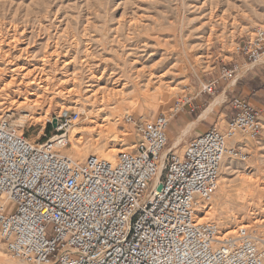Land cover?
<instances>
[{
	"label": "built area",
	"instance_id": "2783aa9c",
	"mask_svg": "<svg viewBox=\"0 0 264 264\" xmlns=\"http://www.w3.org/2000/svg\"><path fill=\"white\" fill-rule=\"evenodd\" d=\"M236 52L258 63L264 27ZM244 64L223 65L200 81L195 95L178 97L151 119L124 115L137 139L113 161L62 153L78 112L59 115L41 141L0 112V240L6 251L17 264H264V228L257 236L254 228L235 226L220 238L219 223L197 219L217 190L223 160L244 159L241 140L260 133V111L233 96L223 126L190 137L180 152L166 150L173 116L196 112L197 97L213 95Z\"/></svg>",
	"mask_w": 264,
	"mask_h": 264
},
{
	"label": "rangeland",
	"instance_id": "374dc122",
	"mask_svg": "<svg viewBox=\"0 0 264 264\" xmlns=\"http://www.w3.org/2000/svg\"><path fill=\"white\" fill-rule=\"evenodd\" d=\"M257 27H264V0H0V101L7 97L2 79L10 80L12 68L24 66L20 74L29 69L48 88L42 91L34 86L42 102L32 107L33 117L20 128L16 121L21 110L10 115L2 110L6 104H0V112L36 141L53 133L52 123L59 115L78 112L62 153H74V134L87 126L91 135L81 147L86 154L72 158L82 160L94 153L113 159L104 156L107 140L98 132L111 127L118 136L108 139L109 143L131 149L137 136L124 115L151 119L166 112L178 97L195 95L200 81L215 76L223 65L236 63L238 43ZM242 58L238 53V64H251ZM8 60L14 63L7 64ZM260 64L264 65V56L254 68ZM218 90L198 96L196 112L173 116L166 150L181 151L195 120ZM255 107L262 120L260 133L241 140L244 159H225L210 200L217 205L220 185H230L229 201L208 218L219 223L222 232L233 231L241 223L254 228L257 236L263 232L264 222L254 221L264 218V107ZM227 109H214L212 125L226 123ZM219 110L226 116L218 117ZM39 115L41 119H34ZM95 139L98 147L91 144ZM15 260L0 240V264H17Z\"/></svg>",
	"mask_w": 264,
	"mask_h": 264
},
{
	"label": "bare ground",
	"instance_id": "6f19581e",
	"mask_svg": "<svg viewBox=\"0 0 264 264\" xmlns=\"http://www.w3.org/2000/svg\"><path fill=\"white\" fill-rule=\"evenodd\" d=\"M12 37L15 38V36H12ZM10 40H11V38H10ZM13 41H15V39ZM8 44H6V45L8 46ZM9 46L12 47L13 45H9ZM5 51H3V52H5ZM3 52L1 51V54ZM3 55H4V53H3ZM8 55H10V54H8ZM12 62L13 61L8 60L6 63L7 64H11ZM22 67H24V66H22ZM22 67H18V68L16 67V68L10 69V72H11L10 80H8L7 78L2 79V84H3L2 85V89H3V91L7 92V93L5 92L7 97H6L5 100L1 99L2 101H0V104H6L3 107L2 110H4V112L10 113V115H12V112L14 110H21L22 111L21 113H23V114L20 116L19 120L16 121V125L19 128L23 125V122H24L25 119H27L28 117L32 116V114H31L32 107L34 105H38V104H40L42 102V95H40L38 92H36L34 90V86H38L39 89H41L42 91H46V89H48L47 86L41 80V78H39V77L36 78V77L32 76L33 74H32L31 70L28 69L26 72H22L20 74V70H23ZM5 68H4V70H5ZM0 73H2L1 70H0ZM13 88H17V89L15 91H13ZM59 92H60V90H59ZM37 112H38V110H37ZM40 117H41L40 115L39 116H34V119H39ZM19 128H17V129L19 130ZM88 128L89 127H87V126H82V127H79L78 130H76V132L74 134V138L72 140V144H71V148H72V150H74V153L70 155L71 158H72V155H75V156H77L80 159L86 154V150L81 149V147H82L83 143L85 142L84 139L91 135V133H90L91 131L89 130L90 128L89 129ZM92 130H95V129H92ZM98 133H101V137L107 140V143H105L103 145L104 146V152L103 151L102 152L104 153V156L105 155L106 156H110V157L114 156V158H115L117 153L122 151V150H121V148H119L120 145L118 147L115 144L109 143L108 139H110L111 137H117L118 135L114 132V130L111 127L103 128ZM97 135H99V134H97ZM123 135H125V134H123ZM91 144L96 146V147H98L99 146V140L95 139L94 141L91 142ZM165 152H166V150L164 151V154H165ZM89 155H96V154L90 153L87 156H89ZM96 156H98V155H96ZM98 157H100V156H98ZM102 158H105V157H102ZM114 158L113 159H108V160L113 161ZM105 159H107V158H105ZM225 159L223 160L221 167L223 165H225L224 164ZM75 160H78V159H75ZM220 170H221V168H220ZM155 181H157V178L155 179ZM219 182H220V176H219ZM230 192H231L230 191V185L226 184V185L223 186V183H222L220 185V187H219V190H218V199L216 200L217 205L213 206V204H210V202H209L207 206L202 207L201 209H199L197 211V219H198V221L201 222L203 220L204 221L210 220V219H208L209 215H213L215 213L216 207L220 206L221 204L223 205L224 203L229 201V198H230V195H231ZM260 221L264 222V218L263 219L261 218L260 220L257 219L254 222H260ZM247 225H249V224H247ZM247 225L241 223L240 227L246 228V227H248ZM249 227L250 228H248V229H253V228H251V226H249ZM231 232H233V231L232 230H228V231L225 230L224 232L221 231L220 238H224L225 236L231 234Z\"/></svg>",
	"mask_w": 264,
	"mask_h": 264
},
{
	"label": "crops",
	"instance_id": "0c3cea01",
	"mask_svg": "<svg viewBox=\"0 0 264 264\" xmlns=\"http://www.w3.org/2000/svg\"><path fill=\"white\" fill-rule=\"evenodd\" d=\"M235 55H236L235 62H238V54ZM255 66L256 63L255 64L246 63L243 65L242 70L239 73H237L234 77H232L227 81L220 82L217 85L216 90L219 89L217 91L218 94L213 98L212 103L208 104V106L204 109L203 111L204 113L202 114L204 116L201 117L202 116L201 115L200 117H198V120H195L194 129L190 134V137L198 135L199 133L203 132L204 130L212 126L213 117L211 116L214 115V109L228 108L227 113H229V115L231 116V114L233 113V109L230 108L229 106L230 97L240 96L248 100V102L253 107L255 106L264 107V75H263L264 65L261 66L260 64V66H258L256 69L254 68ZM255 76H257V79L254 80ZM196 102L199 108L200 107L199 100ZM216 106L218 108H216ZM207 110L209 111L206 112ZM219 111H220L218 112L219 116L217 114L218 117H220L221 115L226 116L223 110H219ZM203 120H205V122H202ZM170 133L172 132L170 131Z\"/></svg>",
	"mask_w": 264,
	"mask_h": 264
},
{
	"label": "water",
	"instance_id": "95a60500",
	"mask_svg": "<svg viewBox=\"0 0 264 264\" xmlns=\"http://www.w3.org/2000/svg\"><path fill=\"white\" fill-rule=\"evenodd\" d=\"M55 124H56V119H55V121L52 123V125L55 126ZM160 188H161V187L159 186V187H158V190H159Z\"/></svg>",
	"mask_w": 264,
	"mask_h": 264
},
{
	"label": "trees",
	"instance_id": "16d2710c",
	"mask_svg": "<svg viewBox=\"0 0 264 264\" xmlns=\"http://www.w3.org/2000/svg\"><path fill=\"white\" fill-rule=\"evenodd\" d=\"M51 125H48V133H50Z\"/></svg>",
	"mask_w": 264,
	"mask_h": 264
}]
</instances>
